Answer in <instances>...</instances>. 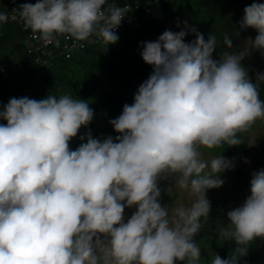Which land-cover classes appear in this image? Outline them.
Masks as SVG:
<instances>
[{
	"label": "clouds",
	"instance_id": "1",
	"mask_svg": "<svg viewBox=\"0 0 264 264\" xmlns=\"http://www.w3.org/2000/svg\"><path fill=\"white\" fill-rule=\"evenodd\" d=\"M106 3L37 0L15 11L45 44L59 35L78 41L95 35L107 50L119 40L127 9ZM0 4V23H6ZM243 11L240 30L254 29L255 39L243 51L222 52L218 61L216 36L205 40L186 21V30L142 42V59L153 71L134 102L109 121L115 140L89 131L80 137L85 143L70 149L93 120L87 101L10 98L0 111L6 121L0 124V264H200L194 238L209 218L206 192L221 187L219 174L234 167L221 155L205 160L201 149L239 146L238 134L264 120L257 87L264 73L253 83L242 65L251 50L264 55V3L254 0ZM189 33L196 38L186 43ZM223 44L233 48L227 35ZM170 178L194 198L190 206L170 212L161 205L159 181ZM133 207L125 221V209ZM227 221L219 236L236 248L211 264H238L255 239H264V169L252 173L250 195L227 212Z\"/></svg>",
	"mask_w": 264,
	"mask_h": 264
},
{
	"label": "trees",
	"instance_id": "2",
	"mask_svg": "<svg viewBox=\"0 0 264 264\" xmlns=\"http://www.w3.org/2000/svg\"><path fill=\"white\" fill-rule=\"evenodd\" d=\"M232 0H163L153 5L149 13L140 12L135 20L128 25H122L116 32L117 43L109 45L107 50L100 40L81 52L73 54L69 59L58 58L54 54L46 63L38 61L36 54L29 53L22 41V33L18 26L7 21L0 23V111L10 98L28 97L44 99L48 95L59 97L69 95L89 103L93 109V120L87 127H82L77 136L70 141V149L76 150L81 143L80 137L89 131L92 137L103 141L109 136L118 135L109 123L117 118L125 104L134 102V94L138 87L153 71L141 56L142 42H154L165 30L179 32L185 29V21L190 27H196L207 40L208 35L216 36V54L228 51L223 40L225 35L233 40L238 37V29L229 17H235L241 11ZM264 3V0H261ZM0 12H5L0 4ZM222 27H219V24ZM237 32V33H236ZM195 34H187L185 42L195 40ZM12 43V46H7ZM41 59V60H42ZM40 60V59H39ZM5 68L6 72H1ZM256 83V76L249 77ZM260 99L264 100V81L257 82ZM0 124L6 121L0 120ZM255 126H264V120H257ZM247 131V132H248ZM239 138L243 144L208 150L216 156L232 160L234 167L229 169L231 179L226 188L213 196L210 201L209 218L201 220L202 229L194 239L201 248L200 264H211L212 259L219 255L222 259L230 257L236 248L234 241H225L219 236L218 228L226 226V206L230 202L246 199L250 195V180L252 174L244 166L235 163L237 155L244 149V136ZM261 238L255 239L248 248V254L240 257L238 264H264V255H259Z\"/></svg>",
	"mask_w": 264,
	"mask_h": 264
},
{
	"label": "rangeland",
	"instance_id": "3",
	"mask_svg": "<svg viewBox=\"0 0 264 264\" xmlns=\"http://www.w3.org/2000/svg\"><path fill=\"white\" fill-rule=\"evenodd\" d=\"M235 4L239 5L238 8L241 9L238 15L235 17H229L231 19L236 28L238 29V37H235L234 39V47L236 51L230 49L228 51L230 52H240L243 51L246 47L249 46L248 40L249 38L255 39V36L257 35L256 31L254 29H247V30H240L239 21L242 19L244 15V8L246 6H249L251 3L254 2V0H232ZM230 1V3L232 2ZM257 3H262L261 0H255ZM219 27H222V24L220 23L218 25ZM23 41H21L22 43ZM7 46H12V43H9ZM221 55L216 54L214 56V60H219ZM242 65L246 68L248 71L249 77L251 76H257L258 73H264V55L261 54L260 51L251 50L249 56H247L243 61ZM244 149L243 152L235 158V163L241 164L245 167V169L249 173H253L256 171H259L261 169H264V126H255L250 131H248L244 136ZM203 158L205 160H211L213 157H215L213 154L209 153L207 149H201ZM245 160L248 161V163H245ZM219 178L224 181V184L219 188L209 189L206 192V198L211 199L213 196L219 194L224 188L227 187L228 182L231 179V175L229 173V169L225 170L223 173L219 174ZM159 187L161 190V196H160V203L162 206H166L169 208V211L175 207L179 206H190L192 200L194 199L190 193L183 192L178 190L174 186L173 179L168 180H161L159 181ZM245 200V199H244ZM244 200L237 201V202H230L226 206V212L239 207L243 204ZM136 211L135 207L133 208H126L124 217L125 221L131 217V215ZM257 252H259V255H264V239L261 238L259 247L257 248Z\"/></svg>",
	"mask_w": 264,
	"mask_h": 264
},
{
	"label": "built area",
	"instance_id": "4",
	"mask_svg": "<svg viewBox=\"0 0 264 264\" xmlns=\"http://www.w3.org/2000/svg\"><path fill=\"white\" fill-rule=\"evenodd\" d=\"M1 1L7 10L9 22L15 23L22 33V41L26 45V50L29 53L36 54L38 61L42 63L47 62V59H42L43 56L50 57L53 54L58 58L69 59L73 56V54L85 50L88 45L93 44L96 40H99L95 35L91 36L88 40L85 41H78L67 35H59L51 43L45 44V42L39 38V34H34L30 29H26L24 27L23 21L19 20L18 14L15 11V9H17L20 4H35L37 0ZM161 1L163 0H107L104 8L115 6L127 9L125 17L121 21L120 26L116 29V32H118L122 25L131 24L135 20V17L138 13H149L153 5L159 4ZM13 17L16 18L14 19Z\"/></svg>",
	"mask_w": 264,
	"mask_h": 264
}]
</instances>
